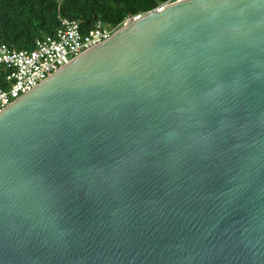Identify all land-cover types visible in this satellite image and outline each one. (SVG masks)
I'll use <instances>...</instances> for the list:
<instances>
[{"label":"water","instance_id":"1","mask_svg":"<svg viewBox=\"0 0 264 264\" xmlns=\"http://www.w3.org/2000/svg\"><path fill=\"white\" fill-rule=\"evenodd\" d=\"M0 264H264V0L130 16L0 111Z\"/></svg>","mask_w":264,"mask_h":264},{"label":"trees","instance_id":"2","mask_svg":"<svg viewBox=\"0 0 264 264\" xmlns=\"http://www.w3.org/2000/svg\"><path fill=\"white\" fill-rule=\"evenodd\" d=\"M168 0H0V45L31 49L37 38L55 35L61 18L81 22L82 30L101 20L115 31L130 17L157 9ZM6 70L0 87L6 88Z\"/></svg>","mask_w":264,"mask_h":264},{"label":"built area","instance_id":"3","mask_svg":"<svg viewBox=\"0 0 264 264\" xmlns=\"http://www.w3.org/2000/svg\"><path fill=\"white\" fill-rule=\"evenodd\" d=\"M173 1L176 0H168L158 8ZM112 33L101 20L84 31L80 21L61 18L56 34L37 38L31 49L0 45V70H6L7 83L6 88L0 87V111Z\"/></svg>","mask_w":264,"mask_h":264}]
</instances>
